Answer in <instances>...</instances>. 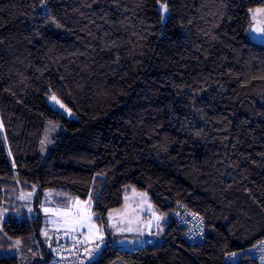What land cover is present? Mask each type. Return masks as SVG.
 <instances>
[{"label":"trees","instance_id":"trees-1","mask_svg":"<svg viewBox=\"0 0 264 264\" xmlns=\"http://www.w3.org/2000/svg\"><path fill=\"white\" fill-rule=\"evenodd\" d=\"M160 3L0 0V209L37 189L36 217L9 214L0 248L19 240L43 258L30 264H49L37 208L49 189L92 190L106 231L129 188L167 218L161 241L109 239L91 264H224L264 238V43L249 18L264 0ZM47 122L60 129L42 156ZM180 208L204 220L203 245L182 240Z\"/></svg>","mask_w":264,"mask_h":264},{"label":"snow or ice","instance_id":"snow-or-ice-1","mask_svg":"<svg viewBox=\"0 0 264 264\" xmlns=\"http://www.w3.org/2000/svg\"><path fill=\"white\" fill-rule=\"evenodd\" d=\"M158 3H160V0H158ZM45 5L46 0H41V7H44ZM160 8L164 14L168 12L167 0H164L163 3H160ZM249 12L251 14L252 21L251 31L253 33H264V7L249 9ZM163 19L164 17L162 16V20ZM53 23H55V21H53ZM56 26L61 27L59 24H57ZM51 99L56 104H59L60 108H63L66 112L69 113V115H72L71 109L67 108L63 103H61L55 94H52ZM0 127H2V125H0ZM198 134L199 133H197V135ZM44 143L45 140H42L41 144ZM33 188H35V186H33ZM132 191L134 196H139L141 198L139 204H137V207L141 208L142 210V205L144 203H147V193H137L135 189H133ZM32 195L33 193L31 192L27 193V195L22 194L19 199L25 200L30 198ZM93 199L94 198L92 195V190H90L88 193V199L86 200H81L78 197L73 198L69 196L67 197L66 203L63 207H57L53 209L44 207L43 204L41 205V208L45 214L51 213L52 215L60 218L58 221L49 222L57 225L55 228L56 233H60L61 230H63V236L69 237L74 241L72 245L73 249H78L81 245H88L84 248V254L87 256L89 261L94 259V256L101 251L102 246L105 243V222L103 220H100V217L96 216V213L92 211ZM95 199L98 200L99 197L97 196L95 197ZM129 199L130 198L128 196H125V211L124 213L120 214L119 219H115V217L113 216V212L110 211L108 213V227L109 229L114 230L115 233L123 234L125 232H136L140 235H143V231L141 228L132 227L134 223H137L139 221V217L136 214V209L131 208V206L127 204V201ZM149 208H151V205H149ZM28 211L31 212L32 209L29 208ZM5 212H7V209L0 210V219H2ZM94 216L96 217V219H93ZM153 216L156 221V227L159 228V222L163 219V217L156 216L155 213H153ZM97 220H100L99 224H97ZM114 220L115 222H113ZM147 226L151 227L152 222L149 221ZM2 231L3 229L0 228V232ZM42 235L46 237L47 240H52V237L49 236L47 230L43 231ZM79 237H83V239H80ZM56 238L57 240H59V235H57ZM119 242L123 243L124 241ZM15 243L16 245H19L21 242L17 240ZM261 243H264V241H262ZM49 247H52L51 243H49ZM60 247L61 249H63V245H61ZM53 251H57V249L54 248ZM33 255H35V253H33ZM231 255L236 256L237 254L232 253ZM261 260L264 261V256L261 257ZM81 264H83V261H81Z\"/></svg>","mask_w":264,"mask_h":264},{"label":"rangeland","instance_id":"rangeland-1","mask_svg":"<svg viewBox=\"0 0 264 264\" xmlns=\"http://www.w3.org/2000/svg\"><path fill=\"white\" fill-rule=\"evenodd\" d=\"M249 18L251 21L250 12H249ZM48 103L50 104L52 108L62 112L67 118L72 119L75 117L73 113L72 115H69V113L66 112L63 108H60L59 104H56L51 99V97L48 99ZM59 129H60V126L57 123L47 122L45 124V129H44V133L42 137V140H45V143L40 144V148H39L40 155L42 156L47 155L48 151L53 145V142H54L53 139L58 133ZM132 190L133 188H129L125 194V196H128L130 198L127 201V204L130 205L131 208L136 209V214L139 217V221L137 223H134L132 227L141 228L143 231V235H140L139 233H136V232H132V233L125 232L123 234L115 233L114 230L109 229L108 227L107 231L105 230V237L106 238L108 237V239L105 240V243L102 246L101 251L97 254V258L100 256L102 250L107 245V242L109 241V239H111L113 244L118 245L120 246L121 249H125V250H131L136 247H139L141 244V237L145 235H149V234L154 235V236L156 235V238L158 239V241H161L163 239L164 223L167 221V218L155 210L153 204L150 201L149 194L147 192H139L136 190L137 193H147V203H144L142 205V210L141 208H138L137 204H139L141 198L139 196H134ZM30 192L33 193V195L30 198L25 199V200H21L19 199V197L22 194L27 195V193L29 192H22L21 194H19V197L17 199L19 203L18 207H17L18 203L17 205H15L14 202H11V203L5 204V206L2 209H0V210L7 209V212H5L2 219H0V228H2L3 223L8 219V216L11 213L16 215L18 218L26 217L29 219L32 217H36L35 199L37 195V189L35 188V190L30 191ZM67 197H69L67 194L65 195L64 193L57 192L56 190H53V189L44 191L42 195L39 197V200L37 202L38 203L37 208L39 210V213L42 216L41 237L45 241L47 239L46 237L42 235V232L47 230L49 233V236H52V233L55 231V228L57 226L56 224L50 223L49 221H58L60 218L52 215L51 213L45 214L41 208V205L43 204L44 207L53 208V209L57 207H63L64 204L66 203ZM149 205H151V208H149ZM125 206H126V201L124 198L123 206L111 211L113 212V216L115 217V219H119L120 214L124 213ZM29 208L32 209L31 212L28 211ZM153 213H155L156 216L163 217V219L159 222L160 223L159 228L156 227V221L154 219ZM107 221H108V218H107ZM149 221L152 222L151 227L147 226ZM113 222H115V220ZM122 238H126V239H122ZM119 241H124V242L120 243ZM15 242L16 241H13L12 246L8 248H0V255L15 256L18 258V260H20V264H30L37 257H39L40 259H43L40 255H37V253L33 251L31 247L26 248L21 243L19 245H16ZM33 253H35V255H33Z\"/></svg>","mask_w":264,"mask_h":264},{"label":"built area","instance_id":"built-area-1","mask_svg":"<svg viewBox=\"0 0 264 264\" xmlns=\"http://www.w3.org/2000/svg\"><path fill=\"white\" fill-rule=\"evenodd\" d=\"M170 217L183 230L181 238L185 243L192 245L204 244L206 228L204 220L200 215L180 208L179 210L173 211ZM57 235L60 237L59 240L56 238ZM51 237V241L46 240L45 242L49 252V264H81V261H83V264H91L97 259L96 254L94 259L89 261L84 254V248L88 245H81L78 249H73L72 245L74 241L69 237L63 236V230L60 233L54 231ZM79 238L83 239V237ZM262 241H264V238L244 250L228 253L224 258V264H237L242 257H246L256 264H264V261L261 260V257L264 256V243H261ZM157 242L156 235L149 234L141 237L140 246H149ZM49 243L52 245L51 248L49 247ZM61 245H63V249H61ZM54 248L57 251H53ZM232 253H236L237 255L232 256Z\"/></svg>","mask_w":264,"mask_h":264},{"label":"water","instance_id":"water-1","mask_svg":"<svg viewBox=\"0 0 264 264\" xmlns=\"http://www.w3.org/2000/svg\"><path fill=\"white\" fill-rule=\"evenodd\" d=\"M250 35L254 41L264 43V33H253L250 29Z\"/></svg>","mask_w":264,"mask_h":264},{"label":"crops","instance_id":"crops-1","mask_svg":"<svg viewBox=\"0 0 264 264\" xmlns=\"http://www.w3.org/2000/svg\"><path fill=\"white\" fill-rule=\"evenodd\" d=\"M109 238H110V237H109ZM106 239H108V237H107V238L105 237V240H106ZM122 239H126V238H122Z\"/></svg>","mask_w":264,"mask_h":264}]
</instances>
